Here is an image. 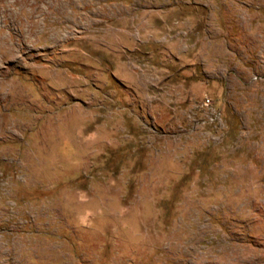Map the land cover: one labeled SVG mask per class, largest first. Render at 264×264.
<instances>
[{"label": "rangeland", "instance_id": "rangeland-1", "mask_svg": "<svg viewBox=\"0 0 264 264\" xmlns=\"http://www.w3.org/2000/svg\"><path fill=\"white\" fill-rule=\"evenodd\" d=\"M0 264H264V0H0Z\"/></svg>", "mask_w": 264, "mask_h": 264}, {"label": "built area", "instance_id": "built-area-1", "mask_svg": "<svg viewBox=\"0 0 264 264\" xmlns=\"http://www.w3.org/2000/svg\"><path fill=\"white\" fill-rule=\"evenodd\" d=\"M204 105H205V106L210 105V100H209V99H206V100L204 101Z\"/></svg>", "mask_w": 264, "mask_h": 264}]
</instances>
